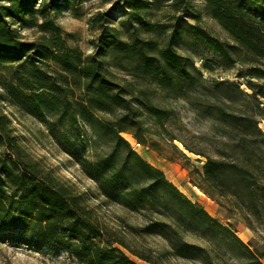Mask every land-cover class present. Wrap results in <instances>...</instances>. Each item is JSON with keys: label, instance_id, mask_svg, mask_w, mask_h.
Returning a JSON list of instances; mask_svg holds the SVG:
<instances>
[{"label": "trees", "instance_id": "obj_1", "mask_svg": "<svg viewBox=\"0 0 264 264\" xmlns=\"http://www.w3.org/2000/svg\"><path fill=\"white\" fill-rule=\"evenodd\" d=\"M66 1L0 0V86L8 97L46 124L97 183L102 195L140 213L146 222L139 233L165 239L172 256L212 264L210 248L186 240L187 235H194L224 240L243 257L241 264H264L235 230L189 198L123 135L137 137L135 127L143 126L145 113L165 127L170 112L154 104L145 89L128 78H119L107 58L111 53L119 65L127 64L137 74L152 76L187 95L186 86L196 79L193 72H199L195 64L179 53L175 40L164 44L140 33L165 27L148 15L153 7L170 2L176 11L188 12L196 19L187 26L193 35L227 59H231L232 50L243 53L255 64L252 77H264V0H205L207 14L235 42L226 45L200 26V14L185 6L188 0H124L131 7L128 20L134 32L124 39L118 28L101 24L99 44L91 55L70 46L51 15ZM104 16H97L96 23L106 22ZM27 29L39 36L28 38ZM2 103L0 91V231L16 232L21 242L39 249L65 250L77 264H139L124 248L162 264L141 256L125 238L110 232L95 216L85 192L47 170L27 150ZM221 111L226 120L243 127L244 133L264 141L257 122ZM88 129L93 131V144L96 136L108 144L107 150L92 158L84 155L76 142H85ZM203 168V178L195 184L210 196L215 197L210 188L227 180L233 194L244 189V200L264 202V188L248 166L208 157Z\"/></svg>", "mask_w": 264, "mask_h": 264}, {"label": "rangeland", "instance_id": "obj_2", "mask_svg": "<svg viewBox=\"0 0 264 264\" xmlns=\"http://www.w3.org/2000/svg\"><path fill=\"white\" fill-rule=\"evenodd\" d=\"M170 2L162 7H153L148 18L165 25L157 32L141 35L167 44L175 40L174 46L199 72L194 83L186 86L187 95L165 87L152 76H142L129 65H119L116 58L107 56L112 70L119 78H128L137 87L147 91L149 98L160 108L170 113L165 127L158 126L145 113L143 126L135 130L138 136L123 135L132 146L149 162L161 168L189 198L200 203L213 217L229 225L264 262V202H250L243 199L245 190L233 194L227 180L219 181L218 187L210 188L215 197L203 191L195 182H200L204 174L203 165L208 157L225 159L243 164L253 169L255 181L264 188V141L254 135L244 133L243 127L233 124L222 116L221 109L248 116L259 124L264 132V77H252L255 66L246 55L234 50L227 59L204 39L187 30L188 24L197 21L192 14L176 11ZM205 0H188L189 12L200 14V26L222 44H234L227 31L207 14ZM130 5L124 0H68L58 12H52L57 25L62 29V37L72 47L80 48L86 55L94 54L101 36V24L118 28L120 37L128 39L134 26L128 20ZM104 14L106 22L96 23L97 16ZM258 14V13H256ZM259 15V14H258ZM30 39L39 36L33 30H24ZM3 108L12 120L27 150L42 165L61 179L85 192L95 216L110 232L125 238L127 243L143 257L162 264H206L168 253L165 239L160 236H143L139 233L146 220L120 204L114 203L101 194L97 183L83 170L78 160L54 138L46 124L24 111L13 102L4 89ZM145 112V111H144ZM88 129L86 140L76 141L81 152L92 158L96 152L108 149V144L94 137ZM187 145L191 150L186 148ZM176 146V147H175ZM182 150L189 159L185 158ZM189 242L210 248L212 264H241L239 252L229 248L224 240H207L187 235ZM127 254L139 264H154L124 248ZM0 264H77L65 250L44 247L36 248L21 242L17 233L0 231Z\"/></svg>", "mask_w": 264, "mask_h": 264}]
</instances>
